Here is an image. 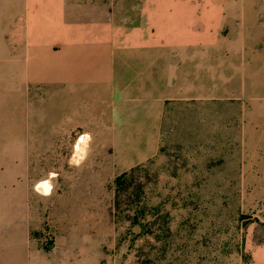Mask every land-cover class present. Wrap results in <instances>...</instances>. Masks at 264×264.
I'll list each match as a JSON object with an SVG mask.
<instances>
[{"label": "rangeland", "instance_id": "1", "mask_svg": "<svg viewBox=\"0 0 264 264\" xmlns=\"http://www.w3.org/2000/svg\"><path fill=\"white\" fill-rule=\"evenodd\" d=\"M21 1L0 0V49L1 29L17 23ZM69 1L95 14L104 7L106 21L120 11L123 23L141 5V0ZM259 50L250 47L249 78L225 79L234 90L219 94L217 102L203 101L195 127L180 125L183 111L171 110L158 154L134 167L131 188L140 184L143 193L119 212L114 182L123 168L113 147L94 141L89 127L69 130V115L82 107L81 99L95 106L92 96L71 100L69 89L60 88H33L26 95L20 77L25 64L0 51V230L6 217L9 229L21 232L27 216L38 219L40 210L35 237L46 250L67 248L69 264H264ZM42 181L52 184L51 195L38 192ZM34 208L35 214H27Z\"/></svg>", "mask_w": 264, "mask_h": 264}, {"label": "crops", "instance_id": "2", "mask_svg": "<svg viewBox=\"0 0 264 264\" xmlns=\"http://www.w3.org/2000/svg\"><path fill=\"white\" fill-rule=\"evenodd\" d=\"M209 1L141 0L123 23L116 10L106 21L104 7L95 14L69 0H22L17 23L1 29L0 51L25 64L26 95L33 88L69 89L71 100L90 94L96 105L81 99L69 130H95L94 141L113 147L124 173L158 154L171 110L183 111L180 125L195 127L203 101L234 90L223 80L249 78L251 46L264 62V0ZM39 214L27 216L21 232L2 217L0 264H69L67 248L46 250L35 237Z\"/></svg>", "mask_w": 264, "mask_h": 264}, {"label": "trees", "instance_id": "3", "mask_svg": "<svg viewBox=\"0 0 264 264\" xmlns=\"http://www.w3.org/2000/svg\"><path fill=\"white\" fill-rule=\"evenodd\" d=\"M138 168H134L129 172H125L118 176L114 182L115 187V211L119 212L123 207L129 208L133 205L134 197L140 198L142 194V186L139 184L138 190L131 187L135 183L136 172ZM124 198H126L124 200ZM126 208V209H127Z\"/></svg>", "mask_w": 264, "mask_h": 264}, {"label": "bare ground", "instance_id": "4", "mask_svg": "<svg viewBox=\"0 0 264 264\" xmlns=\"http://www.w3.org/2000/svg\"><path fill=\"white\" fill-rule=\"evenodd\" d=\"M52 184L49 181H42L38 184L37 190L40 194L48 196L52 192Z\"/></svg>", "mask_w": 264, "mask_h": 264}]
</instances>
